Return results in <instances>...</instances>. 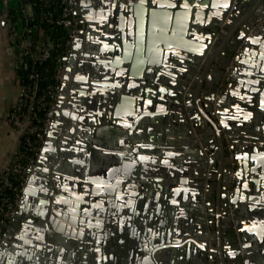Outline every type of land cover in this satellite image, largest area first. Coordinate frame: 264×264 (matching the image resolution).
Listing matches in <instances>:
<instances>
[{
	"label": "water",
	"instance_id": "1",
	"mask_svg": "<svg viewBox=\"0 0 264 264\" xmlns=\"http://www.w3.org/2000/svg\"><path fill=\"white\" fill-rule=\"evenodd\" d=\"M75 4L87 26L72 44L47 141L34 169L26 170L30 174L19 207L0 235V264H47L45 256L53 245H82L77 238L84 229L116 221L99 216L118 199L135 220L134 207L143 192L153 194L156 214L170 204L189 211L190 218H166L163 226L140 236L142 264H160L170 256L185 257V264H255L248 231L258 221L245 217L249 210L238 194L247 161L237 151L246 149L242 137L247 136L237 130H251L254 119L256 128L264 130V105L257 96L264 83L247 77L248 70L264 69L255 55L264 50V25L249 33L264 17V0ZM90 10L104 23L102 31L116 34L114 44H97ZM118 17L131 28V41L123 51L119 34L111 29ZM240 44L237 65L228 72L213 107L223 69ZM126 66L137 71H126ZM142 72L167 86L154 90V106L142 105V98L137 104L132 99L120 103V90L131 89L135 81L141 84ZM244 92L248 94L241 101ZM137 94L149 92L139 88ZM227 141L237 160L231 188ZM84 155L96 158L100 170L115 174L120 169L124 177L110 184L106 176H90L82 167ZM98 191L111 198L98 197L95 210L87 193ZM228 204L233 205L232 217ZM14 230L19 233L8 246ZM30 233L33 243L24 242Z\"/></svg>",
	"mask_w": 264,
	"mask_h": 264
},
{
	"label": "crops",
	"instance_id": "2",
	"mask_svg": "<svg viewBox=\"0 0 264 264\" xmlns=\"http://www.w3.org/2000/svg\"><path fill=\"white\" fill-rule=\"evenodd\" d=\"M10 1L13 0H0V114L2 117L0 123V169L9 159L16 142V133L6 122V113L18 92V84L15 78L14 68V49L11 46L9 25L10 10H17L19 2L16 0L17 6L14 7L11 6L13 4H11ZM158 9L166 8L160 7ZM93 12L90 10L88 15L91 18L90 23L94 27L93 33L95 41H97V44L100 46H102L103 43H106L107 47L114 44L112 43V40L115 39L116 34L111 36L109 30L106 28L102 31L101 27L104 26V23L99 17L97 19V15ZM158 23H160V21H158ZM84 25L86 29L87 24L85 22ZM117 25H121V28ZM107 26H109V24ZM111 29L116 30L119 34L120 51H123L125 44L130 43L131 41V28L128 20L124 21L123 19H120V17L114 18ZM106 36H108V39H106ZM134 45V41L132 40V46ZM255 55L259 58L260 65L263 66L264 50H259ZM126 67V71L133 70L134 68H130V66ZM134 71L137 70L134 68ZM247 72V77L250 81L259 80L264 83V69L263 72L249 70ZM142 73V76L137 75L138 73H136L137 76H140L141 84H138L140 80H137L138 82L135 81L136 85L131 89L126 86L120 90V103L123 100L132 99V101L134 100L137 104L138 98H142V105L154 106V90L162 91L167 86L158 78L146 76L145 72ZM139 88L144 89V91L147 90L149 95L147 96L145 94L140 96L137 94ZM244 94L245 97H240L238 99L241 101L246 100V94L248 93L244 92ZM97 96L96 99L99 100L100 95L98 94ZM257 96L262 98L264 105V91L258 93ZM252 123L251 130H237L238 134L247 136L242 137L247 143L246 149L237 151L238 154L243 153L246 156L247 161L246 168H242L244 171V177L242 180V186L239 187L238 194L245 203L243 208L249 210V212L252 211L251 214H249V212L245 213V217L258 221L254 229L248 231V246L250 248L252 260L255 264H264V130L258 127L256 128V119H254ZM206 126V122H204V127ZM236 145L240 147L241 144ZM84 153L86 152L84 151ZM109 153L113 154V151ZM118 154L121 158L122 153L118 152ZM85 155L83 159L81 158V162H83L82 167L87 173L89 172L90 176H106L110 184H113L116 180L124 177L122 172H120V169L118 172H115V174L114 171L111 172L106 169L100 170V165H98L97 159L92 157V155L89 157ZM234 186L233 183L232 187ZM87 194L90 196L89 201L95 210L98 209L97 204L100 201L98 197L105 198L108 201L111 198L102 191L94 193L88 192ZM116 203L115 207L112 205L107 206L106 211L99 216L103 221L106 220V218L115 219L116 221L111 222L109 220L108 222H104L105 225L98 226L96 229H84L82 236L77 238L82 245L73 244L71 247L67 248L62 243H59L53 245V248L51 249L47 248L51 253L45 256V261H48L46 263L102 264L107 260H112L115 264H142V255L139 248L140 236L148 235L153 232L154 229L163 226L164 224L162 220L166 218H172L173 222L175 220H189L190 218L189 211L174 210L173 206L170 204L164 206L159 214H156V207L154 206V203H156L155 198L153 197V194L146 192L142 193L140 198H138L137 205L134 207L136 211L134 215L135 220L129 219L130 213L127 208L124 206L120 207V199L116 200ZM28 230L31 231V228ZM18 231L19 230H14L11 236L12 238L8 241V246L14 241V237L19 233ZM32 238L33 235L30 233L23 238V241L33 243L31 240ZM31 248L34 249V246ZM160 264H185V257L176 259V257L174 258V256H170L166 261L161 262Z\"/></svg>",
	"mask_w": 264,
	"mask_h": 264
},
{
	"label": "built area",
	"instance_id": "3",
	"mask_svg": "<svg viewBox=\"0 0 264 264\" xmlns=\"http://www.w3.org/2000/svg\"><path fill=\"white\" fill-rule=\"evenodd\" d=\"M40 1L43 6L35 8L31 0H25L21 4L18 0L15 14L10 10L9 32L14 49L18 92L6 113V122L16 133V142L9 159L0 169V235L7 229L11 217L19 207L30 174L26 170L34 169L47 141L50 125L56 117L60 86L72 44L76 38L84 35V20L75 4L78 0ZM20 12L28 20L23 25L17 23L21 19L18 15ZM263 25L264 17L256 20L249 33ZM241 49L240 44L223 69L213 107L219 93L225 88L228 72L237 65L235 55ZM41 66H44V71L39 74L37 70ZM18 70L22 73H18ZM224 148L230 163L228 185L231 188L237 160L231 143L225 142ZM14 187L17 193L12 196L10 191ZM227 207L232 217L233 205L228 204Z\"/></svg>",
	"mask_w": 264,
	"mask_h": 264
},
{
	"label": "trees",
	"instance_id": "4",
	"mask_svg": "<svg viewBox=\"0 0 264 264\" xmlns=\"http://www.w3.org/2000/svg\"><path fill=\"white\" fill-rule=\"evenodd\" d=\"M24 1H25V0H19L20 4H21V3H24ZM31 1H33L35 8H38V7L43 6V5H42V2H41L40 0H31ZM11 12H12L13 14H15V10H11ZM14 16H16V15H14ZM19 17L21 18V20L23 21V23H26V22L28 21L27 18H26L21 12L19 13ZM43 67H44V66H41L40 70H39V71L37 70V73L40 74V72L44 71V68H43ZM30 70H33L32 67H30ZM35 71H36V70H35ZM24 72H26V70L23 71V73H24ZM18 73H22V72L18 70ZM48 74H50V73H48ZM16 193H17V190H16V188L14 187V188L12 189V191H10V195L14 196ZM0 217H2V216L0 215Z\"/></svg>",
	"mask_w": 264,
	"mask_h": 264
},
{
	"label": "rangeland",
	"instance_id": "5",
	"mask_svg": "<svg viewBox=\"0 0 264 264\" xmlns=\"http://www.w3.org/2000/svg\"><path fill=\"white\" fill-rule=\"evenodd\" d=\"M10 3L13 4L11 6H14V7L17 6V1L16 0L10 1ZM18 15H19V13H18ZM17 23H19L20 25H23V21L21 19Z\"/></svg>",
	"mask_w": 264,
	"mask_h": 264
}]
</instances>
